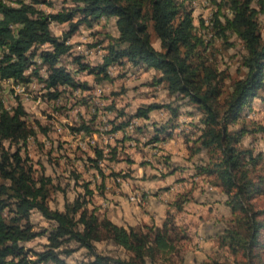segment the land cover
I'll return each instance as SVG.
<instances>
[{
	"label": "trees",
	"instance_id": "obj_1",
	"mask_svg": "<svg viewBox=\"0 0 264 264\" xmlns=\"http://www.w3.org/2000/svg\"><path fill=\"white\" fill-rule=\"evenodd\" d=\"M70 1V6L47 12L36 6L42 0H0V88L1 80L11 77L26 84L36 77L50 99L59 98L67 88H90L63 61L72 49L67 41L81 25L93 26L102 16H115L118 34L110 36L103 62L91 65L76 55L77 71L87 70L101 80L116 63L153 67L161 74L158 81L166 82L170 92L196 106L202 113L197 149L212 153L208 162L197 165L196 172L214 176L228 195L233 214V223L221 232L220 245L235 254L243 251L246 264H259L256 259L262 244L264 207L256 206L253 198L264 189V175L256 172L261 153L254 155L241 146L248 132L245 125L232 129L230 124L243 120L244 111L264 89V0H223L231 12L224 19L222 3H217L213 35L228 40L231 33L236 34L245 49L242 64L246 72L230 85H226L227 71L208 55L212 41L199 33L193 0ZM53 22L68 23L69 29L57 35ZM15 24L18 26H11ZM152 32L160 48L153 44ZM17 100L9 109L0 95V264H177L175 256L182 237L173 216L161 225L118 224L95 205V188L85 180L83 193L67 200L64 208L50 206L54 180L44 171L37 175V167L26 152L29 138L37 135V128L46 131V127L38 120L36 125L30 123L26 107ZM163 106L178 115L180 107L152 102L140 106L136 116L148 118L150 111ZM126 115L124 109L118 111L122 120H112L114 131L130 124ZM71 129L93 131L87 121ZM95 152L96 157H90L92 166L104 180L114 175V171L104 172V150ZM110 152L113 159L117 147H111ZM75 177L80 179L81 175ZM33 209L42 213L49 227L35 228L30 219ZM39 235L47 236L44 249L26 245ZM102 241L122 247L126 254L100 251L97 242ZM82 248L86 249L85 257L75 263L63 256ZM208 264L233 263L213 260Z\"/></svg>",
	"mask_w": 264,
	"mask_h": 264
},
{
	"label": "rangeland",
	"instance_id": "obj_2",
	"mask_svg": "<svg viewBox=\"0 0 264 264\" xmlns=\"http://www.w3.org/2000/svg\"><path fill=\"white\" fill-rule=\"evenodd\" d=\"M42 1L36 6L47 12L71 5L70 0ZM218 2L222 3V19L225 14L231 15L223 0H193L194 21L199 33L212 41L208 55L210 59H216L220 69L227 71L226 85H230L246 72L242 64L245 49L236 34L231 33L228 40L213 35L212 23ZM261 21L264 24L263 15ZM68 29V23L52 24L57 35ZM117 34L116 17L102 16L93 26L81 25L69 39L72 49L63 61L79 81L90 85L88 89L67 88L59 98L50 99L43 82L36 77L18 95L12 83L3 85L5 92L1 97L6 107L12 109L20 99L30 123L36 125L38 120L46 127V131L37 128V135L28 140L26 152L37 167V175L44 171L54 180L50 206L64 208L67 200L72 201L80 192L83 193L82 181H90V186L96 191L95 205L108 216L120 218L121 213L127 210L129 213L123 217L129 216L130 220L121 219L132 221L137 226L144 223L161 225L168 216H173L182 237L181 249L175 256L177 264H208L213 260L246 264L243 251L235 254L227 246L220 245L221 232L233 223L228 195L221 185L216 184L214 176L196 172L197 165L208 162L212 154L206 148L197 149L200 146L198 136L202 113L196 106L170 92L166 82L158 81L161 74L153 67L129 61L116 63L108 67V77L101 80L87 70L77 71L74 56L81 55L91 65L102 63L110 36ZM152 40L160 48L154 32ZM41 73L45 74L44 68ZM152 102L180 107L178 115L163 106L150 111L148 118L136 116L140 106ZM122 109L127 113L126 119L130 124L114 131L112 120H122L117 117ZM82 121L90 123L93 131L71 129ZM243 125L248 132L241 146L251 149L254 155L261 153L256 172L264 175V89L244 111L243 120L231 123L230 128ZM114 146L118 152L110 159V149ZM98 148L104 150V172L110 174L114 171V175H107L105 180L90 160V157H96ZM77 173L81 175L80 179L75 177ZM253 199L256 206L264 207V189ZM30 219L37 230L50 226L37 209L31 211ZM47 241L46 235H39L26 245L44 249ZM261 241L256 261L264 264V231ZM97 246L103 252L126 254L122 247L110 241L97 242ZM85 253L86 249L82 248L63 256L69 263H75L83 259Z\"/></svg>",
	"mask_w": 264,
	"mask_h": 264
},
{
	"label": "built area",
	"instance_id": "obj_3",
	"mask_svg": "<svg viewBox=\"0 0 264 264\" xmlns=\"http://www.w3.org/2000/svg\"><path fill=\"white\" fill-rule=\"evenodd\" d=\"M12 27H16V26H18V24H15V25H11ZM68 43H70L69 42V40L67 41ZM31 69V68H30ZM30 82H32V81H30ZM29 82V83H30ZM5 83H12V85L17 89L16 90V95H18V93H20V92H23V91H25V89H26V87H27V85L29 84H26V83H24L23 81H21V80H17V79H15V78H4V79H2L1 80V84H2V86H1V88H0V95L2 94V92H5V89L3 90V85L5 84ZM18 103V102H17ZM8 108V107H7ZM13 108V107H12ZM9 109H11V108H9ZM135 198V197H134Z\"/></svg>",
	"mask_w": 264,
	"mask_h": 264
},
{
	"label": "crops",
	"instance_id": "obj_4",
	"mask_svg": "<svg viewBox=\"0 0 264 264\" xmlns=\"http://www.w3.org/2000/svg\"><path fill=\"white\" fill-rule=\"evenodd\" d=\"M126 207L128 208V210H130V209H129V205H126ZM99 208H101V207L99 206ZM132 209H135V208H132ZM101 211H102V210H101ZM102 212H103V211H102ZM126 213H129V211H127V210L123 211V213H121V217H120V218H118L117 216H110V215H109V217H110L113 221L117 222L118 224H122V225H125V226H128V225H135L134 223H132V221L125 222V219H126V220H130L129 216H125V217H123V216H124L123 214H126ZM121 218H125V219H121Z\"/></svg>",
	"mask_w": 264,
	"mask_h": 264
}]
</instances>
